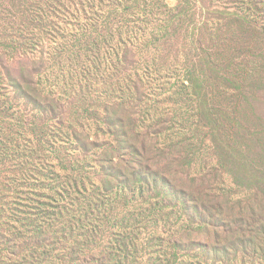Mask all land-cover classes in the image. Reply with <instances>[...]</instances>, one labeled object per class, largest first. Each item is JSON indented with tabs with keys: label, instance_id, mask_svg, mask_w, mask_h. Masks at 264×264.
<instances>
[{
	"label": "trees",
	"instance_id": "obj_1",
	"mask_svg": "<svg viewBox=\"0 0 264 264\" xmlns=\"http://www.w3.org/2000/svg\"><path fill=\"white\" fill-rule=\"evenodd\" d=\"M21 1L36 29L23 49L48 67L33 90L0 73V264H264L262 217H214L249 191L233 170L239 107L215 103L246 79L241 56L213 53L222 27L180 53L191 0ZM177 147L212 204L160 169Z\"/></svg>",
	"mask_w": 264,
	"mask_h": 264
},
{
	"label": "rangeland",
	"instance_id": "obj_2",
	"mask_svg": "<svg viewBox=\"0 0 264 264\" xmlns=\"http://www.w3.org/2000/svg\"><path fill=\"white\" fill-rule=\"evenodd\" d=\"M167 3L173 9L179 7L181 0H168ZM191 5L194 18L190 22L185 21V29L189 33L183 34L189 36V41L180 42L176 46V51L181 53L188 50L190 41L195 47V31L199 38L198 42L203 44L202 48L205 51V48L211 45V29L219 24L222 30L214 37L213 45L218 43L222 45V49L213 53L227 58L241 56L244 64L241 70L246 77L245 80H238L235 84L241 88L240 91L232 93L229 90L223 93L220 89L218 94L221 98L216 97L215 103L232 101L239 107L238 132L242 149L238 148L235 155L237 159H241V162L235 163L233 170L237 173V183L249 191L246 196L233 201V208L226 207L215 213L214 217L221 220L226 215L241 214L246 217L259 215L264 219V0H191ZM245 9H249V13H255L254 10L258 11L262 17L261 21L252 23L251 19L245 18L243 16ZM33 13L34 11L26 12L21 0H9V4L2 3L0 6V73L2 82L6 86L33 90L36 72H41L48 67L45 64L48 58L47 50L42 52L41 57V55H36V52L29 53L23 49L24 43L33 44L35 42L33 37L36 29L33 23ZM220 18L223 20L219 21ZM26 33H31V35L26 36ZM215 64L216 68H223L219 63ZM212 72V78H217V72L213 70ZM226 76L224 75L222 80ZM226 78L229 79L230 76ZM236 99L239 100L240 105L235 102ZM52 108L57 110L56 113H60L59 107L53 106ZM129 113L133 114V111L130 109ZM62 117L65 120H73L75 117L72 108L68 106L63 108ZM136 119L138 118L133 120L137 121ZM215 119V117H209L208 124L213 126ZM169 128L170 126L165 122L159 124L154 132L155 136ZM166 150L170 152V148ZM173 152L176 161L171 160L166 163L171 170L164 166L160 169L164 170L179 187H183L186 194L188 190L192 191L188 196L191 197L194 194V199L210 201L209 204H212L214 196L212 198L207 195L206 197L201 196L196 191L197 182L190 181L188 177L190 172L184 163L186 161L184 155L178 158L181 149L177 147ZM154 156L153 162H156V154ZM179 162L181 165L184 164L183 170H179ZM211 187L209 183L206 185L207 190ZM215 199L221 198L216 197ZM207 212L211 214L210 208Z\"/></svg>",
	"mask_w": 264,
	"mask_h": 264
}]
</instances>
